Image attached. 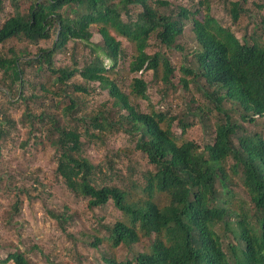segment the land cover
I'll use <instances>...</instances> for the list:
<instances>
[{
    "label": "trees",
    "instance_id": "1",
    "mask_svg": "<svg viewBox=\"0 0 264 264\" xmlns=\"http://www.w3.org/2000/svg\"><path fill=\"white\" fill-rule=\"evenodd\" d=\"M5 1L11 12L0 24V45L10 40L36 44L52 34L53 38L50 47L39 48L32 57L13 47L0 53L1 95L26 106L47 95H62L66 101L58 113L27 111L30 127L25 141L32 140L34 146L46 137L57 154L54 171L65 189L86 200L90 210L112 203L122 215L108 229L112 249L151 241L147 252L131 260L104 259V264H264V137L243 133L241 126L264 119L262 36L238 39L211 15L210 0H191V7L173 6L167 0H0V12ZM245 3H225L232 23L245 12ZM130 6H139L140 12L134 19H125ZM187 24L196 40L190 52L195 61L179 68L181 75L174 84L175 68L166 54H148L147 49L153 39L167 50L184 51L177 40ZM94 33L100 37L95 44L91 42ZM120 38L131 47L126 74L133 76L127 92L116 80L115 69L125 56ZM69 42L82 44L90 58L82 64L73 58L70 66H55L53 57ZM30 71L36 83L29 82ZM148 71L155 84L166 87L179 85L188 91L189 83L196 84L212 109L197 104L190 107L191 113L200 112L202 120L207 119L205 111L219 115L209 126L213 129L208 143L200 147L176 137L174 123L181 137L192 125L180 116L138 108L137 100H147L144 74ZM44 73L53 92L42 83ZM93 84L107 92V102L73 117ZM73 118L82 125L79 131L70 123ZM13 126L3 113L0 140ZM33 131L42 135L35 136ZM114 132L134 136V151L153 168L143 185L94 184L99 167L82 155L81 136L99 140ZM237 185L248 197V205L231 202L236 198L231 188ZM49 218L65 222L63 216L52 213ZM99 244L95 240L91 246ZM9 263L32 264L18 251L0 260V264Z\"/></svg>",
    "mask_w": 264,
    "mask_h": 264
},
{
    "label": "rangeland",
    "instance_id": "2",
    "mask_svg": "<svg viewBox=\"0 0 264 264\" xmlns=\"http://www.w3.org/2000/svg\"><path fill=\"white\" fill-rule=\"evenodd\" d=\"M167 1L173 6L191 7L192 4L191 0ZM226 2L210 0L211 15L224 27L230 28L240 40L258 34L264 41V0H246L243 4L245 12L240 15L236 23H232L231 17L226 12ZM10 12L8 2L5 1L0 12V24ZM139 12V6H130L129 16L124 18L134 19ZM52 38L53 34L49 40L39 41L36 44L10 40L0 45V53H5L8 47H13L24 50V57H32L39 48L50 47ZM119 40L122 42L125 56L115 69L116 80H119L122 89L127 92V86L133 76L126 74L131 47L124 39ZM99 41L100 37L94 33L91 42L95 44ZM177 45L184 51L167 50L152 39L147 49L148 54L155 52L166 54L175 68V76L172 79L174 84L181 75L179 68L183 64L195 61L193 54L190 53L196 48V40L190 24L186 25L183 35L177 40ZM73 58L82 64L88 61L90 52L80 43L69 42L63 51L53 57V64L57 67L70 66ZM28 75L30 83L37 81L33 71ZM144 79L148 85L147 100L135 102L141 111L154 108L178 115L192 125L185 136L181 137V130L177 123H174L172 131L176 137L180 140L192 141L200 147L210 141L213 127L209 126L213 125L219 115L214 111L209 115L205 111L207 119L202 120L200 112L191 113L190 107L197 104L212 109V105L206 102L202 93L196 90V84L189 83L188 91L183 90L179 85L170 88L161 83L155 84L151 71L144 74ZM74 80L80 81V78L76 77ZM42 83L53 92L46 73L42 76ZM91 87L93 90L89 91L87 96H82L80 111L73 117L82 112H91L100 104L107 102L106 91H100L94 84ZM164 92L166 95L163 94ZM35 93L37 95L38 91L36 90ZM28 95L27 92V97ZM64 104L66 101L62 95H47L46 98L26 106V103L14 99L7 101L0 93V118L4 113L14 123L13 128L8 129L9 134L0 140V260L13 251L25 253V257L32 264H104V259H115L117 262L131 260L138 254L147 252L151 241L144 239L131 248L112 249L107 243L108 229L116 221H121L122 215L115 210L112 203L100 209L90 210L87 208L86 200L73 196L65 189L54 171L57 154L48 145L46 137L40 139L41 144L34 146L32 140L25 141L30 127L25 119L27 111L38 114L43 109H48L50 112L58 113ZM226 108H230V104H226ZM70 123L76 129L82 127L74 118ZM241 126L243 133H260L264 137L262 118H256L254 123H242ZM32 134L42 135L41 131H33ZM81 141L82 155L94 166L99 167L94 176V184L99 187L109 182L121 188L129 186L132 182L143 185V178L146 177L147 172L153 171L144 156L134 151L135 139L130 134L105 133L99 140L89 139L83 135ZM231 164L232 161H228V165ZM231 189L236 196L231 200L233 204L238 205L237 202L241 201L248 205V197L238 185ZM140 197L143 195L139 194ZM49 213L63 216L65 222L57 223L49 218ZM95 240H99L100 244L94 248L91 245ZM229 241L232 242V239L230 238Z\"/></svg>",
    "mask_w": 264,
    "mask_h": 264
}]
</instances>
